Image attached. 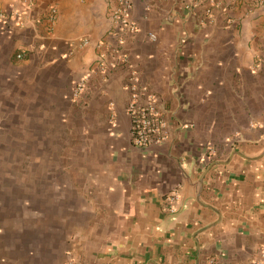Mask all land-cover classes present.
I'll return each instance as SVG.
<instances>
[{
	"label": "crops",
	"instance_id": "1",
	"mask_svg": "<svg viewBox=\"0 0 264 264\" xmlns=\"http://www.w3.org/2000/svg\"><path fill=\"white\" fill-rule=\"evenodd\" d=\"M131 1L134 32L115 0H0V135L36 148L0 169V264H264V0ZM132 71L169 125L146 149Z\"/></svg>",
	"mask_w": 264,
	"mask_h": 264
},
{
	"label": "built area",
	"instance_id": "2",
	"mask_svg": "<svg viewBox=\"0 0 264 264\" xmlns=\"http://www.w3.org/2000/svg\"><path fill=\"white\" fill-rule=\"evenodd\" d=\"M233 3L235 0H196L190 6H203L205 14L208 17H213L214 12L221 3ZM132 1L131 0H115V5L110 8V18L115 25L122 30L134 32L136 31L135 24L131 21ZM56 10H52V18L55 17ZM155 39V35H151ZM90 44L86 40L83 46ZM127 62V59H123ZM86 78H83L75 89V95L86 86ZM127 88L131 93V99L127 106V114L131 120V138L133 145L146 149L152 145L164 143L169 138V125L165 118L164 107L161 101L142 85L139 76L132 71ZM179 201V195L172 193L168 197L170 211L175 212L176 204ZM68 264H75L70 262Z\"/></svg>",
	"mask_w": 264,
	"mask_h": 264
},
{
	"label": "rangeland",
	"instance_id": "3",
	"mask_svg": "<svg viewBox=\"0 0 264 264\" xmlns=\"http://www.w3.org/2000/svg\"><path fill=\"white\" fill-rule=\"evenodd\" d=\"M263 60H259L256 62L258 67L262 66ZM17 119L13 114H10L9 116L6 115V122L5 124L7 129L5 131H2L0 135V169H4L6 171H16L21 170L22 167V160H19L18 156L23 155H29V154H35L36 148L35 146L29 142V138H26V135L24 137V140L18 141L17 139L13 138V135L18 134V129L14 126V122ZM18 136V135H17ZM27 142L30 145L31 150L28 149V146L24 145L23 142ZM26 143V144H27ZM35 161V160H34ZM33 161V162H34ZM29 165V161L27 163ZM11 175V174H10Z\"/></svg>",
	"mask_w": 264,
	"mask_h": 264
}]
</instances>
